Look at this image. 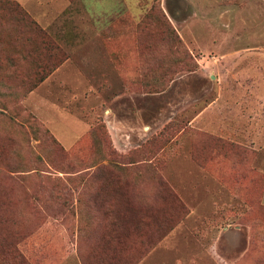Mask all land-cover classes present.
I'll return each instance as SVG.
<instances>
[{
	"label": "rangeland",
	"instance_id": "1",
	"mask_svg": "<svg viewBox=\"0 0 264 264\" xmlns=\"http://www.w3.org/2000/svg\"><path fill=\"white\" fill-rule=\"evenodd\" d=\"M10 1L0 264H264V0Z\"/></svg>",
	"mask_w": 264,
	"mask_h": 264
},
{
	"label": "trees",
	"instance_id": "2",
	"mask_svg": "<svg viewBox=\"0 0 264 264\" xmlns=\"http://www.w3.org/2000/svg\"><path fill=\"white\" fill-rule=\"evenodd\" d=\"M3 1H5V5H7V6H10V7H13V8H15V9H17V10H19L20 11V17H21V19H23V18H27L28 20H30L32 23H33V25L36 27V28H38L39 26H38V24L34 21V20H32V19H30L29 18V16H28V14L26 13V12H22L23 10H22V8H20L19 7V5L18 4H14V2H12V1H10V0H3ZM19 8V9H18ZM161 191L163 192V194H164V196L166 197V198H169V199H174V201L176 202V204H177V206L180 208V209H184V206H183V204L181 203V201L178 199V197L174 194V192L170 189V188H168L167 186H166V184H164V183H162V189H161ZM173 226L174 225H172L171 227H169L168 229H163V230H161V232L160 233H158L155 237H152V238H147L146 240H145V242H144V247H143V249L141 250V252L137 255V256H135V257H128V258H126V259H124V264H136L146 253H147V251L150 249V248H152L153 246H155L172 228H173ZM125 235L126 234H124V233H120L119 235H118V233H117V231L116 230H114L113 231V236H114V239L115 240H117V242L118 243H120V245H122V244H124V245H126V240H125ZM110 236H112V234H109V235H106V236H104V238L106 239L107 237V240H108V242H109V240H110ZM15 249V248H14ZM4 251V250H3ZM15 251V250H14ZM6 252V251H5ZM16 253V252H15ZM16 256H17V254H16ZM19 262L20 263H23V258L22 257H19Z\"/></svg>",
	"mask_w": 264,
	"mask_h": 264
}]
</instances>
